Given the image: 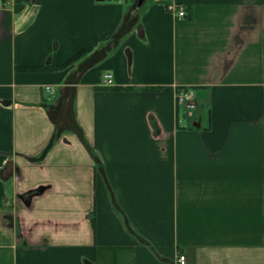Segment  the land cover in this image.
I'll list each match as a JSON object with an SVG mask.
<instances>
[{"label":"crops","instance_id":"0c3cea01","mask_svg":"<svg viewBox=\"0 0 264 264\" xmlns=\"http://www.w3.org/2000/svg\"><path fill=\"white\" fill-rule=\"evenodd\" d=\"M180 255L264 264V0H0V264Z\"/></svg>","mask_w":264,"mask_h":264},{"label":"built area","instance_id":"2783aa9c","mask_svg":"<svg viewBox=\"0 0 264 264\" xmlns=\"http://www.w3.org/2000/svg\"><path fill=\"white\" fill-rule=\"evenodd\" d=\"M167 9L178 19H182L187 16V7L184 4L171 2L167 5ZM102 82L106 85H115L113 74L109 72L104 73L102 76ZM45 88L48 92H54L51 85H46ZM176 102L178 106H182L188 114H191L197 107V95L195 88L191 86H179L176 91ZM178 261L184 264L185 255H180Z\"/></svg>","mask_w":264,"mask_h":264},{"label":"trees","instance_id":"16d2710c","mask_svg":"<svg viewBox=\"0 0 264 264\" xmlns=\"http://www.w3.org/2000/svg\"><path fill=\"white\" fill-rule=\"evenodd\" d=\"M18 2H27L29 0H17ZM89 50V48H85L79 52H77L75 55H73L71 58H69V60L67 61V63H72L74 61H76L77 59H79L83 54H85L87 51ZM59 132V131H58ZM60 134V133H59ZM59 134L56 133V138L59 137Z\"/></svg>","mask_w":264,"mask_h":264},{"label":"water","instance_id":"95a60500","mask_svg":"<svg viewBox=\"0 0 264 264\" xmlns=\"http://www.w3.org/2000/svg\"><path fill=\"white\" fill-rule=\"evenodd\" d=\"M144 0H138V6H141L143 4Z\"/></svg>","mask_w":264,"mask_h":264}]
</instances>
